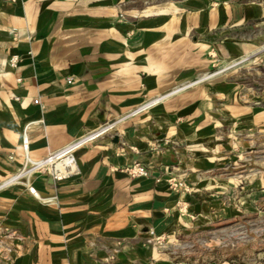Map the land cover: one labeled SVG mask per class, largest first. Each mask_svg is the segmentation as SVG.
<instances>
[{
	"label": "crops",
	"instance_id": "crops-1",
	"mask_svg": "<svg viewBox=\"0 0 264 264\" xmlns=\"http://www.w3.org/2000/svg\"><path fill=\"white\" fill-rule=\"evenodd\" d=\"M262 63L264 0H0V264H264Z\"/></svg>",
	"mask_w": 264,
	"mask_h": 264
},
{
	"label": "built area",
	"instance_id": "built-area-1",
	"mask_svg": "<svg viewBox=\"0 0 264 264\" xmlns=\"http://www.w3.org/2000/svg\"><path fill=\"white\" fill-rule=\"evenodd\" d=\"M14 1V0H10ZM17 57H13L10 61L12 66H15L17 63ZM69 84L73 83L72 79L68 80ZM112 130V126L105 125L100 129L89 132L85 136L81 137L78 140L70 143L66 147L50 153L48 156L39 161H30L27 160L23 169L17 174L11 182L22 183L24 182L35 197H39L35 188L32 186L31 181L32 178L37 174H46L50 176L54 182L60 183L68 178H70L73 174H75L77 169V152L85 146H89L96 142L98 139L108 134ZM24 145L27 146V141H24ZM128 174L132 178H147L150 176L149 170L141 165L135 164L132 167L127 169ZM160 182V180H158ZM168 184L170 188L174 191H181L185 189V184L183 182H179L176 178L170 177L168 179ZM152 240L155 238L154 232H151Z\"/></svg>",
	"mask_w": 264,
	"mask_h": 264
},
{
	"label": "rangeland",
	"instance_id": "rangeland-1",
	"mask_svg": "<svg viewBox=\"0 0 264 264\" xmlns=\"http://www.w3.org/2000/svg\"><path fill=\"white\" fill-rule=\"evenodd\" d=\"M262 64L264 65V63ZM247 74L248 75L246 79L248 81L260 80L264 85V67L258 68L256 66H252ZM233 234L236 238L234 244L235 249L239 250L240 248H242L244 244L243 241L245 240V238L249 236L259 237L260 235H264V224L261 225L258 221V217L253 216L250 220L245 222V224L243 222H237L235 224V229ZM189 246H191L190 248L192 250L197 251L198 249L197 247H195V245H189ZM180 252H182V250ZM209 260H210L209 258H201L198 259L197 261L199 262V264H201L203 262H208Z\"/></svg>",
	"mask_w": 264,
	"mask_h": 264
}]
</instances>
